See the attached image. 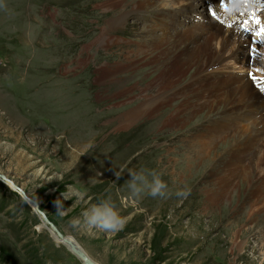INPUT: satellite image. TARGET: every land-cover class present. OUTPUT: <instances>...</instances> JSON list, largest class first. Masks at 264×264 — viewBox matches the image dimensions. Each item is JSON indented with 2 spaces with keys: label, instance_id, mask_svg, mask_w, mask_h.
I'll return each mask as SVG.
<instances>
[{
  "label": "rangeland",
  "instance_id": "rangeland-1",
  "mask_svg": "<svg viewBox=\"0 0 264 264\" xmlns=\"http://www.w3.org/2000/svg\"><path fill=\"white\" fill-rule=\"evenodd\" d=\"M115 1L0 0V264H83L40 226L42 217L71 237L94 264H264L260 228L242 232L249 222L234 227L242 220L243 185L238 184L234 193L237 205L231 214L223 204L203 208L199 189L208 185L207 180L197 177L182 187L177 174L179 156L189 144L186 138L211 127L222 115L221 106L208 116L195 111L181 127L149 117L116 130L118 114L130 108V96L137 93L133 83L144 86L152 77L147 73H159L153 67L169 63L172 53L180 55L184 43L169 38L174 45L161 47L172 45V52L156 62L151 58L158 51L134 63L124 59L137 43L145 48L153 44L155 33H161L154 22L167 21V26L180 7L171 0H142L147 4L127 11L114 27L106 23L113 15L106 8ZM122 1L128 10L130 0ZM207 1L212 8L213 0ZM150 25L155 29L151 31ZM107 33L105 47L101 41ZM254 48L248 47L249 61L256 66L264 52ZM238 63L230 64L227 77L246 76L244 62ZM182 70L175 86L194 76V62ZM121 85L130 92L116 94ZM227 144L211 142L214 159L203 169L206 176L222 170ZM141 169L157 171L168 185V196H133L127 188L128 171ZM238 181L235 178L234 185ZM183 188L191 190L186 198L169 195ZM73 192L82 201L63 198ZM97 196L110 198L115 205L123 220L119 230L89 234L71 225ZM55 200L62 201L64 215L57 214ZM236 230L247 246L231 254L229 234Z\"/></svg>",
  "mask_w": 264,
  "mask_h": 264
},
{
  "label": "bare ground",
  "instance_id": "bare-ground-1",
  "mask_svg": "<svg viewBox=\"0 0 264 264\" xmlns=\"http://www.w3.org/2000/svg\"><path fill=\"white\" fill-rule=\"evenodd\" d=\"M171 1V5H179L180 10L174 13L176 16L168 21L167 26V21H159L158 19L154 22L155 26L161 30L160 34L155 33L154 43H149L150 45L146 48L144 45L141 46L137 43L136 48L127 50V54L122 56L134 63L140 56L148 55L151 51H158L151 58L156 62L157 58H165L170 51L172 52V45L168 44L170 47L167 46L166 48L161 47L162 44L167 43L174 45L173 41L169 42L171 37L176 38V42L184 43V47L182 50L180 49V55L172 53L174 58L169 57V63H160L158 69L153 67L159 73L153 76L152 71L155 70H150L147 74L152 75V77L145 82L144 86L140 87L138 82L133 83L132 89L136 88L135 92L137 93L130 96V108H125L122 115L119 116L118 114L115 121L118 124L116 130L122 131L121 128L126 129V127L135 126L139 119L146 120L149 117L162 118L163 123L169 127H181L188 118L195 114V111L203 110V114L208 116L214 112L216 113L217 106H221L219 108L221 111H218L222 115L214 118L211 127L205 128L203 133L198 132L186 138L185 141L189 144L182 149V154L179 156L180 161L178 163H180L181 171L177 174L182 187H185L186 183H193V179L195 181L197 177L202 180L204 178V181L207 180L208 185L204 184L199 189V193L203 195L204 199L203 208L214 209L219 204H223L231 214L236 212L235 207H233L237 205L233 204L236 200L234 193L238 190L239 185H243L246 200L243 199L241 203L243 205L242 220H238L234 224L235 226H232L237 228L239 223L247 224L249 222L250 227L242 230V232L259 227L261 237H264V90H262L264 81L261 80V78H264V63L261 62L262 58L261 61L257 59L259 62L256 63V66L252 64L248 50L249 45L252 44L253 47H256L254 51L264 52V34L255 36L256 30L250 31L249 28L247 30L239 24L224 25L218 22L216 17L209 13V6L205 4V0ZM217 1L224 3L227 0ZM128 3L130 6L128 10H125L127 2L125 3L122 0H116L113 5H109V8L106 4V10L113 13L112 17L107 20V25L115 27L121 24L127 11L139 10L140 7L147 4L142 0H130ZM185 6L186 8H184ZM191 13L195 14L196 17H190ZM251 22L254 23L256 28L254 18ZM152 29L154 30L155 27L151 26V31ZM107 35L101 41L105 47L109 46L108 39L110 35L108 33ZM202 42L205 43V48L202 47ZM200 54H202V59H200ZM190 62H194V76L175 86L185 72L182 68L190 65ZM238 62H244L242 69L246 68V71L248 70L246 78L243 76L227 77L228 70L231 69L230 64L238 67V64H241ZM170 68H173V73H169ZM254 68L257 73L251 72ZM238 73L240 74V72ZM249 73L255 77L259 74L261 78L257 77V80H253ZM225 76L227 77L226 80H224ZM230 84L232 85L230 86ZM130 90V88L121 85L116 94H125ZM119 104H122V102ZM245 109L248 110L247 113ZM117 131L116 133H119ZM224 134L226 135L224 136ZM226 138L227 140H225ZM212 141L216 142V145L217 142L224 141L228 143L229 148L225 156L226 159L223 161L224 164L220 166L222 170H217L214 173V169L213 176L209 177L207 175V177L203 173V169L204 167L210 168V163L214 159V155L210 152ZM204 151L207 154L206 159ZM185 176H187L186 179L183 178ZM235 178L239 179L236 185L233 183ZM169 195L175 196V192H171ZM31 204L33 207L35 206V204ZM42 218H40L42 220L40 226H45L56 241L66 246L76 257H79L78 255L85 256L71 237L63 235L60 237L58 230L50 225L46 218ZM236 218L234 216V222ZM169 219L171 220V218ZM237 233L236 230L231 233L232 235L229 234L231 254L247 246V242L240 240L241 238L239 239ZM224 244H227V241ZM258 248L263 251V246Z\"/></svg>",
  "mask_w": 264,
  "mask_h": 264
},
{
  "label": "clouds",
  "instance_id": "clouds-1",
  "mask_svg": "<svg viewBox=\"0 0 264 264\" xmlns=\"http://www.w3.org/2000/svg\"><path fill=\"white\" fill-rule=\"evenodd\" d=\"M130 178L127 181V188L133 196L147 194L151 197H165L168 185L155 170H129ZM190 188L177 190L175 195L178 198H186L190 194ZM63 196V194H61ZM76 197V201H82V197L73 192L71 196H63L64 199ZM57 214L64 215V207L61 200L54 201ZM75 228L82 229L91 234L93 230L117 231L123 226V220L119 216L115 205L110 198L97 196L95 202L85 205L78 217L70 221Z\"/></svg>",
  "mask_w": 264,
  "mask_h": 264
},
{
  "label": "snow or ice",
  "instance_id": "snow-or-ice-1",
  "mask_svg": "<svg viewBox=\"0 0 264 264\" xmlns=\"http://www.w3.org/2000/svg\"><path fill=\"white\" fill-rule=\"evenodd\" d=\"M221 6L223 7V3H221ZM209 13L215 17L216 13L213 11L211 7L208 9ZM264 34V29H260V31L257 33V35ZM249 75L252 77L253 80H257V77L249 73ZM262 81H264V78H261ZM262 90H264V87H262Z\"/></svg>",
  "mask_w": 264,
  "mask_h": 264
},
{
  "label": "water",
  "instance_id": "water-1",
  "mask_svg": "<svg viewBox=\"0 0 264 264\" xmlns=\"http://www.w3.org/2000/svg\"><path fill=\"white\" fill-rule=\"evenodd\" d=\"M58 234L60 237L62 236L61 233H58ZM78 256H79L78 258H80L82 260L83 264H94V262H92L86 255L85 256L84 255H78Z\"/></svg>",
  "mask_w": 264,
  "mask_h": 264
}]
</instances>
